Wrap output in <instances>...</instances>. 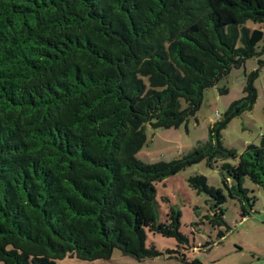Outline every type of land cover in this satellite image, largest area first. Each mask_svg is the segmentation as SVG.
<instances>
[{
	"label": "trees",
	"instance_id": "1",
	"mask_svg": "<svg viewBox=\"0 0 264 264\" xmlns=\"http://www.w3.org/2000/svg\"><path fill=\"white\" fill-rule=\"evenodd\" d=\"M249 22L264 24V0H0V263L115 251L143 261L161 255L148 233L188 244L177 209L159 222L157 185L201 162L219 163L225 191L188 180L209 224L225 226L228 199L249 216L242 185L264 191V136L238 154L221 132L252 111L257 71L204 146L169 163L136 159L147 126L186 124L205 90L257 57L264 33Z\"/></svg>",
	"mask_w": 264,
	"mask_h": 264
},
{
	"label": "rangeland",
	"instance_id": "2",
	"mask_svg": "<svg viewBox=\"0 0 264 264\" xmlns=\"http://www.w3.org/2000/svg\"><path fill=\"white\" fill-rule=\"evenodd\" d=\"M247 26L264 33V24L249 22ZM263 47L264 37L258 45L257 57L232 69L225 78L205 90L199 110L186 124L167 130L147 126L146 144L136 159L146 165L169 163L204 146L209 138V129L222 119L231 104L243 98L246 77L256 71L254 107L228 124L221 132V143L238 154L249 145H258L264 136ZM224 89L226 93H222ZM195 175L204 177L208 187L224 191L219 163L210 167L201 162L157 185L159 222L165 221L170 208L177 209L181 213L179 232L187 238L188 244L179 245L174 239L148 233L146 246H154L161 254L156 258L137 261L115 251L109 260L90 263L65 258L57 264H194L196 261L200 264H264V191L245 179L242 186L252 202L251 214L241 217L238 201L228 199L223 205L225 226L213 228L205 219L209 215V207L205 203L207 198L188 184L189 178Z\"/></svg>",
	"mask_w": 264,
	"mask_h": 264
}]
</instances>
